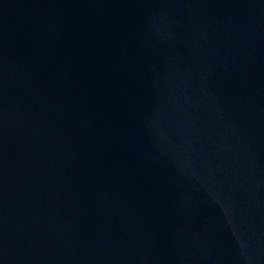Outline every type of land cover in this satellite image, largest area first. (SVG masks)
<instances>
[{"label": "water", "instance_id": "95a60500", "mask_svg": "<svg viewBox=\"0 0 264 264\" xmlns=\"http://www.w3.org/2000/svg\"><path fill=\"white\" fill-rule=\"evenodd\" d=\"M0 264H264V0H0Z\"/></svg>", "mask_w": 264, "mask_h": 264}]
</instances>
